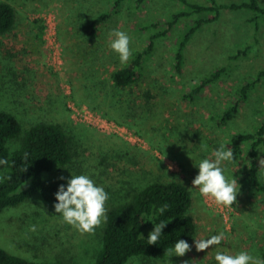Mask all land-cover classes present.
<instances>
[{
  "label": "rangeland",
  "instance_id": "374dc122",
  "mask_svg": "<svg viewBox=\"0 0 264 264\" xmlns=\"http://www.w3.org/2000/svg\"><path fill=\"white\" fill-rule=\"evenodd\" d=\"M7 1L17 9V17L14 29L0 35V111L12 113L22 127L48 118L60 123L72 139V161L42 177L67 178L71 173L81 172L91 175L109 193L107 210L128 200L131 193L147 183L184 178V183L193 190L190 213L198 234L206 236L223 230L225 250L247 249L260 258L264 252V195L260 197L240 181L244 165L230 143V136L252 131L258 123L264 109V80L250 92L227 125L218 126L210 117L235 102L237 87L254 77L257 70L264 69V16L250 10L222 11L217 21L203 25L190 38L184 51L183 73L172 80L174 44L196 16L182 19L158 41L154 55L147 61L142 82L131 89L133 93H125V99L130 94V111L135 118L120 125L86 105L75 104L68 115L66 106L74 102L70 96L77 89V97L79 91L95 97V90L110 85L111 72L125 64L108 47L111 29L119 28L130 36L129 47L133 52L132 49L144 47L150 35L149 30L141 34L139 29L152 22L165 27L172 13L184 10L181 2L148 0L136 5L125 0L115 8V0ZM257 1L264 8V0ZM112 7L113 16L95 37L82 33L80 26L85 19ZM245 45H251L249 54L229 63L227 57ZM224 65L227 73L198 98L183 99L179 95V91H189L209 72ZM150 87L154 93L151 102L136 97L134 91ZM89 89L95 90L89 94ZM82 106L104 120L102 129L77 115L83 113ZM121 106L117 118L122 121L125 106ZM85 123L94 127L93 133L84 129ZM225 140L236 159L228 164V170L240 185L236 200L229 207L202 197L191 187L198 170L188 173L186 168L189 162L195 168L193 163L197 159L210 155ZM21 145L22 141L14 138L8 141L7 148L12 153ZM261 177L264 181L262 171ZM26 185L28 182L19 190ZM104 223L93 232L82 233L63 222L40 195H34L17 207L0 209V248L31 261L95 264ZM31 225H36L34 231ZM216 250L217 246H212L197 251L193 245L179 257L187 255L201 264H215ZM125 264L152 262L133 257Z\"/></svg>",
  "mask_w": 264,
  "mask_h": 264
},
{
  "label": "trees",
  "instance_id": "16d2710c",
  "mask_svg": "<svg viewBox=\"0 0 264 264\" xmlns=\"http://www.w3.org/2000/svg\"><path fill=\"white\" fill-rule=\"evenodd\" d=\"M123 1L125 0H115L114 7L117 8ZM129 1L141 5L148 0ZM173 1L181 2L184 10L172 13L163 28L159 27L158 22L142 26L139 33L145 34L147 30L150 32L144 47L138 50L132 49L134 51L131 52L129 61L111 72L108 81L110 85L104 90L96 91L97 87L88 90L89 94L95 90V97L87 95V91L85 93L79 91V97H77L78 90H73L70 97L75 104L86 105L117 124L127 125L130 119L135 118L133 112L130 111L129 96L133 93L131 89L138 86L145 78L147 61L154 55L158 41L166 37L182 19H188L192 15L196 16L190 24L185 26L183 33L174 44L171 61L172 80H175V76H180L183 73L184 51L190 38L203 25L217 21L222 11L250 10L264 16V8L260 7L257 0H245L240 3H221L219 0ZM112 16L113 7L85 19L81 23L80 29L85 36L95 37L99 28L105 26ZM16 17L15 6L7 0H0V35H6L14 29ZM255 29L257 30V26ZM253 40L256 41L255 38ZM250 48L251 45H245L236 50L234 54L227 57L228 62H232L241 55L247 56ZM227 70L225 65L214 69L193 85L189 91H179V95L183 99L198 98L207 87L218 82L227 73ZM263 80L264 69H259L254 77L248 78L246 82L237 87L236 101L222 112H213L214 114L210 118L218 126L227 125V121L235 114L241 103L248 99L250 92L255 90ZM126 92H130V94H126L125 99ZM134 93L136 97L142 96L146 102H151L154 94L152 87L136 90ZM121 105L125 106L121 116L122 121L117 118ZM66 109L70 115L67 106ZM84 125H86L85 130L88 128L91 133L94 132V127L92 128L88 124ZM14 138L21 140L22 145L10 153L7 143ZM71 143V136L67 134L60 123L45 118L22 127L12 113L0 111V157L6 158L8 161L6 165H0V209L17 207L34 195H40L46 204L54 208V193L57 190V185L63 181L59 180V177L47 179L42 175L57 167L68 165L72 161ZM230 143L244 165V169L239 175L240 181L262 197L264 181L259 169V159L264 158V109L254 129L248 132L234 133L230 136ZM25 153L28 154L27 157H25ZM187 167L188 173L198 170L196 167L190 166V162ZM27 182L28 185L19 190ZM192 191V188L184 183V178L181 181L157 180L147 183L131 193L128 200L123 203L111 206L106 212L107 220L104 223L100 239L101 249L97 254L95 264H125L133 257L150 260L152 264H167L169 262H172L170 264H181L184 260H193V264H201L187 255L185 257H167L165 251L166 248L171 247L175 239H185L191 244L192 236L198 234L195 220L190 213L194 196ZM165 203L169 207L161 215L156 210ZM150 219L153 222L166 221L160 239L154 244H150L146 239L149 231L153 228ZM260 258L264 259V252L260 254ZM0 264L66 263L31 261L0 248Z\"/></svg>",
  "mask_w": 264,
  "mask_h": 264
},
{
  "label": "clouds",
  "instance_id": "9594fccd",
  "mask_svg": "<svg viewBox=\"0 0 264 264\" xmlns=\"http://www.w3.org/2000/svg\"><path fill=\"white\" fill-rule=\"evenodd\" d=\"M108 47L118 54L120 62L126 63L131 55L129 47L130 36L119 28L109 31ZM228 141H221L214 147L210 155L202 156L195 161L194 166L198 169L191 180V187L198 190L202 197L207 198L216 205L229 207L236 200L240 190V185L232 173H229L228 164L234 163L232 148L227 145ZM27 157V153L24 154ZM189 155V154H188ZM190 156V155H189ZM191 157V156H190ZM192 161L193 158L191 157ZM8 163L6 158L0 157V165ZM259 169L264 172V158L259 159ZM63 181L57 185L54 193V209L63 222L73 226L82 233H90L95 230L103 221L107 220L106 201L109 193L105 187L98 184L91 175L81 172L72 174L67 178H58ZM169 207L167 203L157 208L159 214H163ZM152 230L147 235L150 244L156 243L166 224L165 220L153 222ZM36 225H31L34 231ZM192 244L181 238L175 239L171 247L166 248V254L172 256H184V254L194 245L197 251L210 249L217 246L214 254L215 264H264V259L254 256L247 249H239L235 252L225 250V232L219 230L213 234L192 236ZM181 264H193V260H184Z\"/></svg>",
  "mask_w": 264,
  "mask_h": 264
},
{
  "label": "built area",
  "instance_id": "2783aa9c",
  "mask_svg": "<svg viewBox=\"0 0 264 264\" xmlns=\"http://www.w3.org/2000/svg\"><path fill=\"white\" fill-rule=\"evenodd\" d=\"M74 106H75V103L74 102H71L68 107H69V110L70 109H74ZM83 108V113L82 114H77L79 117L82 118V120L90 125H93V126H97L99 127L100 129L103 128V125L105 122H103L104 120L98 116V115H95L94 113L90 112L89 110L86 109L85 106H82ZM85 123V124H86ZM112 125V124H111ZM116 125V124H115ZM113 126V129L115 128L114 125ZM118 126V125H117Z\"/></svg>",
  "mask_w": 264,
  "mask_h": 264
}]
</instances>
